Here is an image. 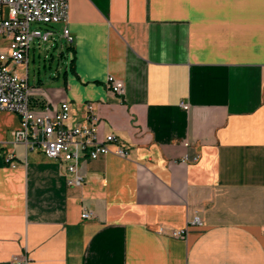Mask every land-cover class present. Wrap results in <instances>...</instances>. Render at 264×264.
I'll return each mask as SVG.
<instances>
[{"label":"crops","instance_id":"0c3cea01","mask_svg":"<svg viewBox=\"0 0 264 264\" xmlns=\"http://www.w3.org/2000/svg\"><path fill=\"white\" fill-rule=\"evenodd\" d=\"M68 4L73 42L62 24L51 38L64 68L29 86L33 103L69 102L79 121L91 103L99 138L127 156L85 161L69 187L61 162L13 143L20 117L0 111V264H264V0Z\"/></svg>","mask_w":264,"mask_h":264},{"label":"built area","instance_id":"2783aa9c","mask_svg":"<svg viewBox=\"0 0 264 264\" xmlns=\"http://www.w3.org/2000/svg\"><path fill=\"white\" fill-rule=\"evenodd\" d=\"M68 0H0V39L5 41L6 49L0 52V111L15 113L20 117V127L13 131V143L24 146L25 152L40 151L48 159L62 163L66 173V185L80 186L84 183L85 175L82 164L87 160H95L100 155L114 154L126 157L124 148L116 144L113 134L103 139L98 136L101 123L96 116L93 105H83L84 115L79 121L74 119L69 102L63 101L52 107L43 104L34 105V91L27 83L26 75L18 76L15 67L26 68L30 43L34 39L48 42L54 34L50 26L60 23L63 25L61 36L67 45H71L73 37L70 35L68 24ZM46 25L44 30H30L31 23ZM104 87L112 95L122 96L123 82L113 76H107ZM184 110L188 106L180 104ZM114 145V149H110ZM183 145L187 148L189 143ZM196 161L198 156L191 158ZM189 160L184 155L181 162ZM10 162V159H6ZM94 213L83 209L82 220H91ZM190 225H201L198 217L189 221ZM162 233L163 229L160 228ZM170 235L184 240L186 230H174ZM17 258L12 259L15 264Z\"/></svg>","mask_w":264,"mask_h":264},{"label":"rangeland","instance_id":"374dc122","mask_svg":"<svg viewBox=\"0 0 264 264\" xmlns=\"http://www.w3.org/2000/svg\"><path fill=\"white\" fill-rule=\"evenodd\" d=\"M61 26L60 23L53 24L50 27L55 30ZM30 30L40 29L44 30L46 25L41 23H31ZM50 39L48 42H41L38 39H34L30 43L28 64L26 68L15 67V72L18 76L27 77V83L29 86H34L36 83L41 82V87L46 89L49 85H52L55 80L57 70L64 68V62L59 61L55 48H51L54 41ZM60 44V38L56 39ZM2 46V42L0 43ZM60 83L62 84V78L60 77Z\"/></svg>","mask_w":264,"mask_h":264}]
</instances>
